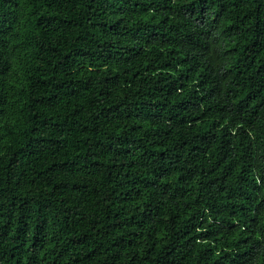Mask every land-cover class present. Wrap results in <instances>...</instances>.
Wrapping results in <instances>:
<instances>
[{
  "label": "trees",
  "instance_id": "trees-1",
  "mask_svg": "<svg viewBox=\"0 0 264 264\" xmlns=\"http://www.w3.org/2000/svg\"><path fill=\"white\" fill-rule=\"evenodd\" d=\"M0 264H264V0H0Z\"/></svg>",
  "mask_w": 264,
  "mask_h": 264
}]
</instances>
